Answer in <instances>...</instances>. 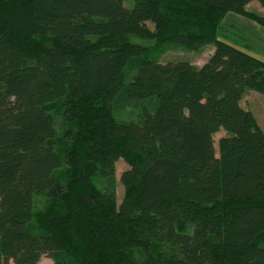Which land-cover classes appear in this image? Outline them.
<instances>
[{
  "label": "trees",
  "instance_id": "16d2710c",
  "mask_svg": "<svg viewBox=\"0 0 264 264\" xmlns=\"http://www.w3.org/2000/svg\"><path fill=\"white\" fill-rule=\"evenodd\" d=\"M249 1L0 0V264H264V62L217 38Z\"/></svg>",
  "mask_w": 264,
  "mask_h": 264
},
{
  "label": "rangeland",
  "instance_id": "374dc122",
  "mask_svg": "<svg viewBox=\"0 0 264 264\" xmlns=\"http://www.w3.org/2000/svg\"><path fill=\"white\" fill-rule=\"evenodd\" d=\"M246 13L259 15L263 12V8L256 0H251L245 5ZM249 15L227 12L223 15L217 38L225 41L238 49L256 57L264 62V26H261L256 20ZM135 43L146 46L147 53L150 58L156 59L158 62L165 63L168 61H188L194 65H201L210 56L214 49V44L206 42L199 49L188 51L181 47L174 46L170 42L156 44L153 40L139 39L131 37ZM240 105L250 112H253L258 122L264 126V97L254 91H248L240 99ZM137 112L134 109L128 108L123 112L118 113L115 118L119 120L135 119ZM224 134V129H220L213 134V145L215 154L218 153L217 140ZM127 167L126 162L119 158L115 162V196L117 202L120 201L123 194V187L119 181L121 172ZM67 167L64 165L55 171L56 175L66 172ZM41 201L37 200V208L41 207ZM207 217L208 213L202 212ZM36 264H53L50 258L41 256Z\"/></svg>",
  "mask_w": 264,
  "mask_h": 264
},
{
  "label": "crops",
  "instance_id": "0c3cea01",
  "mask_svg": "<svg viewBox=\"0 0 264 264\" xmlns=\"http://www.w3.org/2000/svg\"><path fill=\"white\" fill-rule=\"evenodd\" d=\"M248 91H253V90H247V91H245L244 93H243V95L244 94H246V92H248ZM254 92H256V91H254ZM258 93V92H257ZM259 94V93H258ZM243 95L241 96V99L243 98ZM261 95V94H260ZM262 96V95H261ZM264 97V96H263ZM252 113V115H253V117H254V119H255V122L257 123V125L260 127V129L262 130V132H263V134H264V126L261 124V123H259L258 122V120H257V118L255 117V115L253 114V112H251Z\"/></svg>",
  "mask_w": 264,
  "mask_h": 264
}]
</instances>
